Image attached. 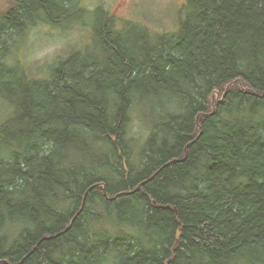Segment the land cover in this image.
I'll return each mask as SVG.
<instances>
[{
  "label": "trees",
  "instance_id": "1",
  "mask_svg": "<svg viewBox=\"0 0 264 264\" xmlns=\"http://www.w3.org/2000/svg\"><path fill=\"white\" fill-rule=\"evenodd\" d=\"M12 2L0 264H264V0H184L176 30L133 23V41L81 0ZM82 18L97 53L73 50L44 77L11 60L30 27Z\"/></svg>",
  "mask_w": 264,
  "mask_h": 264
},
{
  "label": "rangeland",
  "instance_id": "2",
  "mask_svg": "<svg viewBox=\"0 0 264 264\" xmlns=\"http://www.w3.org/2000/svg\"><path fill=\"white\" fill-rule=\"evenodd\" d=\"M81 3L89 11L101 7L114 18L116 27H122L120 30L125 32V38H129V41L134 38L131 32L133 23L146 28L152 35H159L176 30L186 15L183 9L184 0H81ZM12 4V0H0V16ZM79 21L81 22L74 25L65 21L58 25L39 22L30 27L20 43H16L18 37L13 39L15 44L9 54L11 60L19 65L26 75L44 77L47 74V66L73 50L83 49L89 53H97V44L91 38L93 20L82 18ZM214 93L218 99L221 93ZM11 113L10 104L0 97V124ZM140 113L145 116V109ZM131 122V133L135 137L140 134L145 136V122L140 118L137 109L132 111ZM105 264L113 263L108 261Z\"/></svg>",
  "mask_w": 264,
  "mask_h": 264
}]
</instances>
